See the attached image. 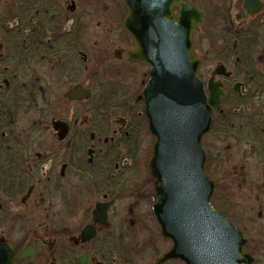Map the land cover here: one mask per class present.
Wrapping results in <instances>:
<instances>
[{"label": "flooded vegetation", "instance_id": "obj_1", "mask_svg": "<svg viewBox=\"0 0 264 264\" xmlns=\"http://www.w3.org/2000/svg\"><path fill=\"white\" fill-rule=\"evenodd\" d=\"M111 1L121 8V0ZM182 1L204 14L193 35L201 67L202 41L213 45L216 68L204 80L220 66L230 74L216 77L224 85V108L213 116L226 127L213 126L207 136L213 134L210 142L220 145L206 151V171L212 167L225 173L230 185L224 188V208L217 204L219 186L212 180L211 203L242 231L244 252L255 264H264V0ZM118 13L116 8L106 16L105 0H0V246L16 248L11 264H157L164 254L138 250L140 242L152 249L154 240L143 233L141 220H125L117 213L121 195L153 197L152 205L155 199L148 162L152 148L150 144L147 156L141 140L143 133L150 135L143 90L132 105L128 97L119 102V83L98 86L100 96L113 94L118 101L108 111L109 121L113 109L123 114L110 122L105 137L90 133L93 117L87 109L73 108L88 102L68 99L75 87L92 89L90 63L95 76L111 62L116 69L142 66L129 61L135 42L124 27L117 40L119 26H90L100 15L112 18L114 25ZM57 123L67 127L63 139ZM100 205L105 219L94 218ZM41 217L45 219L34 230ZM24 252L29 255L21 259ZM147 257L153 262H146Z\"/></svg>", "mask_w": 264, "mask_h": 264}, {"label": "water", "instance_id": "obj_2", "mask_svg": "<svg viewBox=\"0 0 264 264\" xmlns=\"http://www.w3.org/2000/svg\"><path fill=\"white\" fill-rule=\"evenodd\" d=\"M125 4L129 14L124 28L135 41L129 60L150 67L143 97L154 137L149 163L156 191L153 211L162 237L173 243L157 264L171 260L254 264L244 252L247 240L242 232L211 205L214 183L205 175L206 154L201 142L210 132L212 112L224 96V86L215 78L230 74L218 67L206 89L192 39L203 23V13L182 0H125ZM91 98V91L80 86L68 94L73 102ZM55 128L63 139L67 127L57 123ZM94 218L105 219V207L100 205ZM15 251L10 243L1 245L0 264H11ZM28 255L24 252L20 258Z\"/></svg>", "mask_w": 264, "mask_h": 264}, {"label": "rangeland", "instance_id": "obj_3", "mask_svg": "<svg viewBox=\"0 0 264 264\" xmlns=\"http://www.w3.org/2000/svg\"><path fill=\"white\" fill-rule=\"evenodd\" d=\"M107 6V7H106ZM119 8L120 14L118 13L119 18L115 19V23L113 25V22L111 23V19L112 18H107V15H110V13L116 9ZM105 17H101L102 15H100V18H94L90 21L91 23V27H95L98 23H101L102 25H110V26H119L120 27V33L115 35V39H119L122 34H123V20L125 19V9L123 7V1L121 0V8H120V4L116 1V6L113 5V2L111 0H105ZM97 39V34L95 33L94 35H92L89 40H90V48L92 46V44L94 45L95 40ZM203 43V63H202V67H201V72L204 74V79L207 81L208 80V74L213 71L216 68V64L213 61V57L212 55L214 54V49L212 48V44H210V41H202ZM219 44V42L217 43ZM219 46V45H217ZM207 54L208 57L206 58L204 55ZM116 64L114 62L111 63H107L106 66H104L101 69H97V76H95V72L94 69H96L95 67L92 66V64H89V74H88V82H89V87L92 88L93 93L95 94L97 89L99 88L98 86L103 84H107V83H111V84H117L119 83V88H121L122 94L121 97L119 99V102H123V100L125 101V99H127L128 97V101L129 104L134 103V98H137V96L140 94V92L143 90L145 83L148 81L149 79V67L146 66H139V67H129V66H120L117 67V69L115 68ZM113 68V69H112ZM114 70V71H113ZM118 73V74H117ZM97 77V78H96ZM95 87V88H93ZM102 89H100L101 91ZM124 94V95H123ZM118 102V101H116ZM92 105L94 104H89V103H82L81 105H73V108H80L83 107L85 109L88 110V117L92 116L91 113V109H92ZM136 111L138 112V106H136ZM123 114H120L119 111H115L114 109L112 111H110V122L112 124H115V121L117 119H119L120 117H122ZM81 122V120H79ZM118 125L115 126L116 129H118ZM213 134L206 136L203 139V148L206 151H210V149H212L213 145L218 144L217 142H210L213 139ZM48 142H53L52 138L48 136ZM141 140H143L144 143V147L146 148V150H144V153H146V155H150V152L148 150L149 145L151 144V148H153L154 145V138L151 135H148L146 133H143V136L141 138ZM225 146V147H224ZM222 147H224V149L227 147V145H223ZM223 149V150H224ZM148 158V162H149ZM214 161V157L213 160ZM227 161H229L230 163L234 162V159L228 158ZM228 162V163H229ZM231 166V165H230ZM229 166V167H230ZM211 168V170H210ZM209 168V171L207 173V175L214 180L216 183H218V199L217 200V204H220L222 207L225 208L224 202L223 204L222 202V198L224 197V193H225V189L224 188H228V186L230 184H228V180L226 177H224L223 173L222 175L214 170L212 167ZM154 186V182L152 184V187ZM150 190H146V193H149ZM154 193V191H153ZM129 194H124L121 195V200H120V204L117 207V213L118 216L122 219L128 220L130 218L133 219H138L141 220L142 222L139 224L140 228H142V231H144L143 233H146L147 235L150 236V240H154V247L152 249H148L147 245H145V242H140L138 244V250L142 249V250H148L150 252H152L153 254L155 253V255L158 254H163L166 251H168L171 247H172V243L169 241H165L161 238L160 236V232H159V227L157 226V223L155 221V218L152 216V198L153 197H149V196H144L143 194L140 195L139 193L135 194V196H131L128 197ZM38 213V212H37ZM39 215V213H38ZM43 219H45L44 217H41V220L36 219L37 223L36 225H34L32 228L34 230L38 229L39 226L41 225ZM150 221V222H149ZM34 222V221H33ZM45 223V227L49 226V222H44ZM256 234V233H255ZM255 234L253 233L252 236H255ZM248 237V236H247ZM147 240V239H146ZM144 240V241H146ZM146 242H149L146 241ZM153 257V256H152ZM151 257H147L145 259V261H151L153 262V260L150 259ZM41 260V259H40ZM39 260V263H40ZM138 264H144V262H139ZM171 264H183L181 262H176V263H171Z\"/></svg>", "mask_w": 264, "mask_h": 264}, {"label": "trees", "instance_id": "obj_4", "mask_svg": "<svg viewBox=\"0 0 264 264\" xmlns=\"http://www.w3.org/2000/svg\"><path fill=\"white\" fill-rule=\"evenodd\" d=\"M116 96L113 94H106L105 97H102L99 95L95 96L92 101L89 102V104L92 105L93 108H99L97 111H92V126L90 127L89 131L90 133L97 134L98 137H105L109 133L107 131L108 126L110 125V121L107 118V115H109L108 111L118 104H116ZM134 102H137V98H134ZM137 106V105H136ZM224 108V107H223ZM143 110V109H142ZM105 112V115H102L101 112ZM106 118L104 119V117ZM133 123L135 124L138 120L137 112H135L132 115ZM144 120L147 124V120L144 117ZM221 129L226 127L224 124V120H221V117L216 118L214 120V128ZM224 132V130L222 131Z\"/></svg>", "mask_w": 264, "mask_h": 264}]
</instances>
